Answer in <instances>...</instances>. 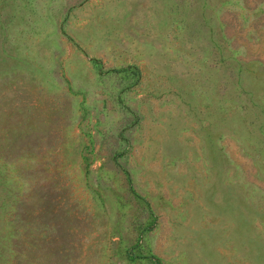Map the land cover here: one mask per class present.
Segmentation results:
<instances>
[{
    "label": "rangeland",
    "instance_id": "rangeland-1",
    "mask_svg": "<svg viewBox=\"0 0 264 264\" xmlns=\"http://www.w3.org/2000/svg\"><path fill=\"white\" fill-rule=\"evenodd\" d=\"M0 264H264V0H0Z\"/></svg>",
    "mask_w": 264,
    "mask_h": 264
},
{
    "label": "trees",
    "instance_id": "trees-1",
    "mask_svg": "<svg viewBox=\"0 0 264 264\" xmlns=\"http://www.w3.org/2000/svg\"><path fill=\"white\" fill-rule=\"evenodd\" d=\"M128 258H130V257L128 256Z\"/></svg>",
    "mask_w": 264,
    "mask_h": 264
}]
</instances>
